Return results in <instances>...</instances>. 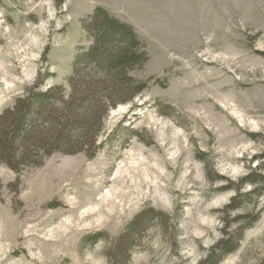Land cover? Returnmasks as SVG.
<instances>
[{
	"label": "rangeland",
	"instance_id": "rangeland-1",
	"mask_svg": "<svg viewBox=\"0 0 264 264\" xmlns=\"http://www.w3.org/2000/svg\"><path fill=\"white\" fill-rule=\"evenodd\" d=\"M96 7L142 39L148 87L119 100L87 72L90 98L116 101L95 154L0 164V264H202L247 216L219 264H264V189L226 210L264 162V0H0V115L40 82L68 92Z\"/></svg>",
	"mask_w": 264,
	"mask_h": 264
},
{
	"label": "trees",
	"instance_id": "trees-1",
	"mask_svg": "<svg viewBox=\"0 0 264 264\" xmlns=\"http://www.w3.org/2000/svg\"><path fill=\"white\" fill-rule=\"evenodd\" d=\"M82 26L92 43L86 52L75 58L72 75L68 78V92L63 86L43 91L40 82L29 89L25 96L18 98L12 109L0 115V164H5L13 171L17 172L20 167L28 165L39 166L55 152L70 155L87 153L91 149L89 157L95 154L100 120L109 108L115 106L116 101L111 102L112 96L104 95L97 105L98 100L90 98L89 88L83 82L84 79L88 82L87 72L91 71L90 77L96 79V87L99 84L107 85V89L112 88L121 97L119 100H130L148 87L147 81H137L131 75L148 62L144 43L132 26L101 7H96ZM94 125L97 128L90 132L89 127ZM76 127H80V132L86 134L73 141L72 136L64 133L76 132ZM35 137L37 143L36 149H33ZM39 142H49L47 149L37 150V145L41 144ZM254 170L240 181V185L248 183L252 186L251 190L240 193L237 188L235 196L226 207L227 211L235 210V202L238 200L262 194L264 162ZM256 219L257 216L239 217L231 221L232 227L225 224L221 239L207 253L202 264H219L234 249L229 230L239 227L241 232ZM244 221L248 224L243 228L240 224Z\"/></svg>",
	"mask_w": 264,
	"mask_h": 264
}]
</instances>
